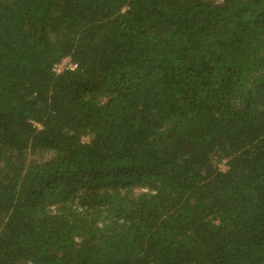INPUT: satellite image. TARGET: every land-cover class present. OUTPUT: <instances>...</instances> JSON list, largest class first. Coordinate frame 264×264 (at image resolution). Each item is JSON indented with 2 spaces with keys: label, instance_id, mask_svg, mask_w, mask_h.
<instances>
[{
  "label": "trees",
  "instance_id": "trees-1",
  "mask_svg": "<svg viewBox=\"0 0 264 264\" xmlns=\"http://www.w3.org/2000/svg\"><path fill=\"white\" fill-rule=\"evenodd\" d=\"M0 264H264V0H0Z\"/></svg>",
  "mask_w": 264,
  "mask_h": 264
},
{
  "label": "built area",
  "instance_id": "built-area-1",
  "mask_svg": "<svg viewBox=\"0 0 264 264\" xmlns=\"http://www.w3.org/2000/svg\"><path fill=\"white\" fill-rule=\"evenodd\" d=\"M65 60H67V59H64L61 63H59L58 65H56V67H55L56 71L60 72V71H62L65 67H67V65L64 66V65L66 64V61H65ZM69 61H70V60H69ZM69 65H70V64H69ZM63 66H64V67H63ZM71 67L74 68L75 65H72Z\"/></svg>",
  "mask_w": 264,
  "mask_h": 264
},
{
  "label": "rangeland",
  "instance_id": "rangeland-1",
  "mask_svg": "<svg viewBox=\"0 0 264 264\" xmlns=\"http://www.w3.org/2000/svg\"><path fill=\"white\" fill-rule=\"evenodd\" d=\"M65 61H66V64H65L64 66H66V65L68 66V65L70 64L69 59H67V60H65ZM64 66H63V67H64ZM220 167H221L222 170H225V169H226V166H225L224 163H222Z\"/></svg>",
  "mask_w": 264,
  "mask_h": 264
}]
</instances>
